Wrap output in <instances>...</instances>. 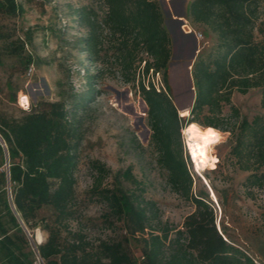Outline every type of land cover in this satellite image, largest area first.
<instances>
[{"label":"trees","instance_id":"trees-1","mask_svg":"<svg viewBox=\"0 0 264 264\" xmlns=\"http://www.w3.org/2000/svg\"><path fill=\"white\" fill-rule=\"evenodd\" d=\"M262 3L264 0L189 1L190 21L208 29L216 42L191 65L194 97L185 118L178 116L167 86L170 37L158 0H104L107 11L102 17L92 6L77 9L78 23L87 30L79 44L92 62H103L109 55L105 31L115 40L112 56L120 74L125 83L137 87L148 107L158 163L167 172L172 191L190 202L194 210L184 218L181 228L162 223L157 204L147 200L143 190L136 195L103 186L110 171L93 161L98 176L91 192L106 204L107 217L123 225L125 235L119 241L102 242L92 255L84 247L82 234L72 233L83 140L79 112L98 96L92 83L100 76L90 75L89 88L82 94L41 102L24 111L19 120L0 119V169L5 164L3 143L10 156L8 173L0 171V249L6 257L15 264H31L16 254V250L22 253V248L8 228L22 232L24 225L31 230L41 227L48 233L46 242L38 246L48 264H138L130 249L132 240L140 243L142 264H255L216 229L214 207L207 194H193L192 177L182 157L181 133L189 129L201 137L194 131L200 127L219 135L221 122H228L222 108L230 105L232 93L260 89L262 113L251 120L244 117L222 131L233 136L230 156L239 170L248 173L243 185L264 188V28L256 24ZM21 11L17 0H0L1 15L15 17ZM255 31L261 39H256ZM8 38L0 30V42ZM136 62L139 66L145 63L138 83ZM31 64L29 60L27 66ZM156 74L162 75V87L150 80ZM231 110L238 118L237 110ZM125 175L129 177L130 171ZM8 187L12 189L10 199ZM44 210H50L51 216L40 218ZM63 232L71 235L69 241L62 240Z\"/></svg>","mask_w":264,"mask_h":264},{"label":"rangeland","instance_id":"rangeland-1","mask_svg":"<svg viewBox=\"0 0 264 264\" xmlns=\"http://www.w3.org/2000/svg\"><path fill=\"white\" fill-rule=\"evenodd\" d=\"M189 1L158 0L163 24L172 38L167 86L182 117L189 115L190 108L181 110L179 107L191 105V64L199 53L209 50L216 42L208 29L190 21L187 15ZM17 2L22 6L17 16L0 14V30L9 36L0 42V119L19 120L25 115L24 111L29 112L41 102L60 101L72 93L82 94L89 88L88 77L100 76L92 83L98 96L79 112L83 140L76 174L77 213L70 223L72 233L82 234L84 247L92 255L98 252L102 242L119 241L125 235L123 225L112 216L107 217L106 204L91 192L98 176L93 161L101 162L110 171L103 186L122 188L136 195L143 190V196L157 204L162 223L181 228L184 218L194 207L172 191L167 172L158 163V152L148 123V107L137 87L125 83L120 74L119 65L112 56L115 40L105 31V47L110 52L103 57V62H92L79 44L87 30L78 23L76 10L92 6L102 17L107 11L104 0ZM174 18H182L183 22L172 21ZM256 24L264 28V3L259 8ZM199 35L201 38H197ZM255 37L261 39L257 31ZM29 60L32 64L27 66ZM144 65L139 66L136 62L134 66L137 83ZM150 80L157 87L163 86L161 74L152 75ZM260 99L258 88L250 89L246 94L234 91L230 105L222 108V116L228 122H221L217 129L221 134L213 135L200 127L195 128L200 138L209 144L205 167L199 170L191 159L184 133H181L182 157L192 177L193 194H207L214 207L216 229L255 264H264V188L247 189L243 185L248 173L239 170L230 156L234 138L222 129L237 125L244 117L251 120L261 114ZM231 107L237 110L238 118L233 116ZM3 147L5 164L0 171L8 173L10 156L4 143ZM127 171H130L129 177L125 175ZM11 192L8 187L9 199ZM49 216L50 210L40 214L42 219ZM8 228L13 241L22 248V253L16 250V254L23 261L34 264L40 245L37 235L41 233L44 243L48 233L41 227L31 230L22 225V232L11 226ZM70 237L63 232L62 240L69 241ZM130 249L138 264H142L140 243L132 240ZM0 264L15 262L0 249Z\"/></svg>","mask_w":264,"mask_h":264},{"label":"bare ground","instance_id":"bare-ground-1","mask_svg":"<svg viewBox=\"0 0 264 264\" xmlns=\"http://www.w3.org/2000/svg\"><path fill=\"white\" fill-rule=\"evenodd\" d=\"M183 133L195 167L197 170L205 167V158L208 155L209 144L206 142V140L194 135L189 129L184 130ZM37 241L39 244L43 243V237L41 233H38Z\"/></svg>","mask_w":264,"mask_h":264},{"label":"water","instance_id":"water-1","mask_svg":"<svg viewBox=\"0 0 264 264\" xmlns=\"http://www.w3.org/2000/svg\"><path fill=\"white\" fill-rule=\"evenodd\" d=\"M170 1H172V0H170ZM172 21L183 22V19H182V18H174V19H172ZM168 34H169V36H170V38H171V34H170L169 31H168ZM171 41H172V38H171ZM193 55H194V53H193ZM190 63H191V62H189V64H190ZM189 64H188V66H189ZM188 70H189V69H188ZM190 91H191V101H192V99H193V97H194L193 86L190 87ZM143 102L145 103L144 100H143ZM145 105H146V103H145ZM146 107H147V105H146ZM175 107H176V105H175ZM176 108H177V107H176ZM186 108H190V106L188 105V106H180V107H179V109H181V110L186 109ZM177 112H178V110H177ZM178 116L181 117V118H185V117L180 116V115H179V112H178Z\"/></svg>","mask_w":264,"mask_h":264},{"label":"built area","instance_id":"built-area-1","mask_svg":"<svg viewBox=\"0 0 264 264\" xmlns=\"http://www.w3.org/2000/svg\"><path fill=\"white\" fill-rule=\"evenodd\" d=\"M197 38H201V36L199 35ZM28 106V105H27ZM25 109V107H23ZM29 108L27 107L25 110H28ZM34 264H48L47 261L40 255L39 251L36 254L35 257V262Z\"/></svg>","mask_w":264,"mask_h":264},{"label":"crops","instance_id":"crops-1","mask_svg":"<svg viewBox=\"0 0 264 264\" xmlns=\"http://www.w3.org/2000/svg\"><path fill=\"white\" fill-rule=\"evenodd\" d=\"M192 65V64H191Z\"/></svg>","mask_w":264,"mask_h":264}]
</instances>
